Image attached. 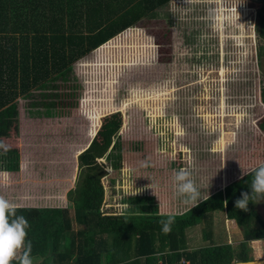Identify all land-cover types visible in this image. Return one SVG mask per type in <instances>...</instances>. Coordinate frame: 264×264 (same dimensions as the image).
<instances>
[{
	"label": "rangeland",
	"instance_id": "1",
	"mask_svg": "<svg viewBox=\"0 0 264 264\" xmlns=\"http://www.w3.org/2000/svg\"><path fill=\"white\" fill-rule=\"evenodd\" d=\"M263 1L171 0L75 62L65 81L56 82L57 99L38 88L18 98L16 132L2 139L17 150L18 168L0 172V195L19 202L26 196L29 206L60 204L56 196L76 184L78 153L102 118L115 112L122 125L99 160L107 172L102 213L129 207L121 194L126 197L124 180L135 179L131 171L153 176L161 198L173 194L180 200L170 192L175 169H189L209 196L263 162L258 121L264 116V75L257 54L264 39L256 26ZM261 65L264 70V60ZM109 104L114 110L99 115ZM105 189L113 193L107 201ZM146 195L152 193H131ZM263 199L255 207L264 219ZM211 224L212 241L237 252L241 229L222 212ZM202 228L186 230L193 249L210 243L202 239ZM250 242L245 258L260 259L264 242Z\"/></svg>",
	"mask_w": 264,
	"mask_h": 264
},
{
	"label": "trees",
	"instance_id": "2",
	"mask_svg": "<svg viewBox=\"0 0 264 264\" xmlns=\"http://www.w3.org/2000/svg\"><path fill=\"white\" fill-rule=\"evenodd\" d=\"M169 1L0 0V141L16 132L18 98L38 88L50 89L51 100L57 99L56 82L65 81L63 75L75 62ZM256 26L264 39V1L257 11ZM257 57L264 75V44ZM103 110L114 107L104 105L99 115L106 112ZM121 125L119 112L104 116L88 147L79 153L77 181L68 192L71 208L48 204L16 207V213L28 221L25 239L32 244L33 264H154L158 260L162 264H180L182 260L227 264L234 262V256L249 261L245 242L264 239V219L255 207L260 195L252 193L246 209L235 207V200L241 193L251 192L252 169L259 164L180 214L144 208L142 212L138 208L122 214L102 213L101 179L107 172L99 160L107 154ZM258 130L264 139V116L258 121ZM17 168L16 149L0 153V171ZM215 212L224 213L241 229L243 242L237 252L228 244L212 241L209 227ZM168 214L173 215V223L171 230L163 233L159 221ZM199 224L202 239L210 243L189 250L186 230Z\"/></svg>",
	"mask_w": 264,
	"mask_h": 264
},
{
	"label": "clouds",
	"instance_id": "3",
	"mask_svg": "<svg viewBox=\"0 0 264 264\" xmlns=\"http://www.w3.org/2000/svg\"><path fill=\"white\" fill-rule=\"evenodd\" d=\"M8 149L9 146L0 141V153H6ZM173 171L171 180L174 195L181 197L185 204L191 206L197 204L198 199H202L200 197L201 186L193 180L190 170L180 168ZM155 187L153 183L151 187L153 193ZM250 189V193H241L240 198L235 200V207L246 209L252 193L264 195V162L252 169ZM159 223L163 233L169 232L173 223V215L168 214ZM27 228L28 221L22 214L16 213V205L0 196V264H11L13 260H18L19 264H33L30 255L32 244L30 240L25 239ZM235 264H250V262L237 260Z\"/></svg>",
	"mask_w": 264,
	"mask_h": 264
},
{
	"label": "crops",
	"instance_id": "4",
	"mask_svg": "<svg viewBox=\"0 0 264 264\" xmlns=\"http://www.w3.org/2000/svg\"><path fill=\"white\" fill-rule=\"evenodd\" d=\"M89 143L86 145V147L84 149H86L88 147ZM78 155H79V153H78ZM129 167H130V165H129ZM130 168L135 169L134 164ZM0 172H2V171H0ZM131 172H132L131 175L134 176L135 179L133 178L134 181H131V182H129L130 179H125L124 180V181H126L123 184L124 185L123 187H126L125 190H124L126 192V197H125V193H122L121 194V197H123L122 199L124 201V204H127L128 205L130 203L129 204V207L127 209H124V211H121L120 213H115V212L112 213V212H110L111 214L128 213V212H132L133 210H137L138 208L139 209L141 208V212H142V209L144 208L145 209L144 211H147V210H149V211H155V209H159V211H164V212H167V213L172 212L174 214H180V213H183V212H185L186 210L189 209V207L188 208L186 207L187 204H185V203L182 202V198H179L180 200H178L176 197L173 196V194L172 195L171 194L168 195V198H165V199L164 198H161L162 195H164V194H161L160 193L161 190L158 189V188H155L154 189V193H153V190L151 189L152 184L154 183L153 176H146L145 173L139 172V171H131ZM75 180H76V175H75V178H74V183H75ZM111 181L113 182V179ZM74 188H75V184H72L71 187L69 185L66 188V190L64 191V193H60V194H58L56 196V198H61L60 204H58V205H52V206H60V205H62L63 207H66L67 205H70V202L68 201V192L71 191V190H73ZM172 188L173 189H171V187H170V192L174 191V187H172ZM201 188H203V189L200 190V193H203L200 196L202 199H198V202H200L201 200H203V199H205V198L208 197V194H205V192L208 193V187H201ZM139 189H141L142 191H145L147 194L152 193V196L146 195V196H143L142 198H138L139 196H133V197H136V198H134L135 200H133V197L131 196V193L132 192H137V191H139ZM158 190H159V192H158ZM157 192L159 194V197L157 196L158 195ZM128 193H130V196L128 195ZM111 194H113V193L110 192V190L107 191L105 189V200L106 201L111 196H113ZM155 196H157V198ZM25 197L26 196H23L22 197L23 199L20 202L17 201V200H15V198H12V199L8 198V199H9L10 202H13L16 205V207H28L29 205H28L27 199ZM4 198H6V197H4ZM46 198H48V194L46 195ZM177 200H178V202H177ZM46 202H47V199H46ZM193 206L190 205V208L193 207ZM177 211H180V213H177ZM217 213L220 214V212H215V213H213V215L214 214H217ZM210 226H212V228H210L209 231H210V233L212 234V237H213V235H214V230H213L214 224H211ZM262 242H264V239H262V240H253V241L250 242V244L251 245L252 244H257L258 245L259 243H262ZM186 243H187L188 249L192 250L193 248L190 247V245L188 244L187 239H186ZM216 243H217L216 245H220L221 244L219 242H216ZM200 247L201 246L196 247V248H200ZM196 248H194V249H196ZM262 257L264 258V255L261 256V258Z\"/></svg>",
	"mask_w": 264,
	"mask_h": 264
},
{
	"label": "water",
	"instance_id": "5",
	"mask_svg": "<svg viewBox=\"0 0 264 264\" xmlns=\"http://www.w3.org/2000/svg\"><path fill=\"white\" fill-rule=\"evenodd\" d=\"M248 262H250V264H264V258L249 260ZM227 264H235V262H231Z\"/></svg>",
	"mask_w": 264,
	"mask_h": 264
},
{
	"label": "built area",
	"instance_id": "6",
	"mask_svg": "<svg viewBox=\"0 0 264 264\" xmlns=\"http://www.w3.org/2000/svg\"><path fill=\"white\" fill-rule=\"evenodd\" d=\"M154 264H162V262H161L160 260H158V261H157L156 263H154ZM180 264H188V262L185 261V260H182Z\"/></svg>",
	"mask_w": 264,
	"mask_h": 264
},
{
	"label": "bare ground",
	"instance_id": "7",
	"mask_svg": "<svg viewBox=\"0 0 264 264\" xmlns=\"http://www.w3.org/2000/svg\"><path fill=\"white\" fill-rule=\"evenodd\" d=\"M95 134L92 135L91 139L94 137ZM82 152V151H81Z\"/></svg>",
	"mask_w": 264,
	"mask_h": 264
}]
</instances>
